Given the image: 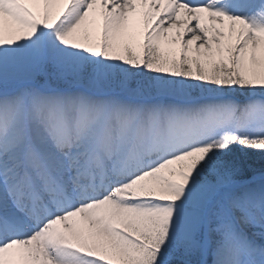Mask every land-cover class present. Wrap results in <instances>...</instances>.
<instances>
[{
    "label": "snow or ice",
    "instance_id": "snow-or-ice-1",
    "mask_svg": "<svg viewBox=\"0 0 264 264\" xmlns=\"http://www.w3.org/2000/svg\"><path fill=\"white\" fill-rule=\"evenodd\" d=\"M0 264H264V0H0Z\"/></svg>",
    "mask_w": 264,
    "mask_h": 264
}]
</instances>
